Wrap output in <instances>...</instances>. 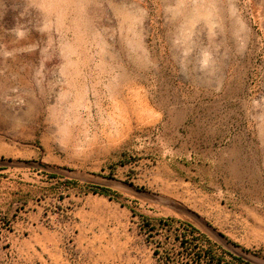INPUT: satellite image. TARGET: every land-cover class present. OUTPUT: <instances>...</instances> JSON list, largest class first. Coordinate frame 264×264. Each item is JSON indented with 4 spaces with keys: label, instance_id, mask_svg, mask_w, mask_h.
Wrapping results in <instances>:
<instances>
[{
    "label": "rangeland",
    "instance_id": "374dc122",
    "mask_svg": "<svg viewBox=\"0 0 264 264\" xmlns=\"http://www.w3.org/2000/svg\"><path fill=\"white\" fill-rule=\"evenodd\" d=\"M0 169V264L17 219L109 200L66 181L264 264V0H0ZM181 232L160 259L198 264Z\"/></svg>",
    "mask_w": 264,
    "mask_h": 264
},
{
    "label": "crops",
    "instance_id": "0c3cea01",
    "mask_svg": "<svg viewBox=\"0 0 264 264\" xmlns=\"http://www.w3.org/2000/svg\"><path fill=\"white\" fill-rule=\"evenodd\" d=\"M80 205L63 224L53 218L49 222L47 218L17 219L13 230L3 236L6 251L20 256V264L164 263L160 254L155 255L161 248L152 242L162 241L161 227L156 226L149 238L142 221L116 202Z\"/></svg>",
    "mask_w": 264,
    "mask_h": 264
},
{
    "label": "trees",
    "instance_id": "16d2710c",
    "mask_svg": "<svg viewBox=\"0 0 264 264\" xmlns=\"http://www.w3.org/2000/svg\"><path fill=\"white\" fill-rule=\"evenodd\" d=\"M1 170V169H0ZM52 178H57L55 176H51ZM70 188L82 187L87 192L92 193L94 195H100L108 198L110 201H114L119 203L122 207H127L126 204L122 201V196L102 186L96 185H80L78 182L75 181H66ZM133 214L135 212L132 208H129ZM143 227L146 229L147 234L150 233L151 235L153 232L156 231V226L159 227H168L172 228L177 224L181 225L182 232L180 233L181 238V247L184 251L187 252V256H190L194 262L198 264H230V262L225 261L226 256H230L235 262L239 264H247L241 261L238 258L232 257L227 252L223 251L222 248L211 242L205 235H202L194 226H192L187 221H179L174 218H167V219H146L143 217ZM179 229V228H178ZM177 239L179 236H176ZM176 239V240H177ZM159 253L158 251L155 252L157 256ZM161 260L165 264H169L170 260L167 256H162Z\"/></svg>",
    "mask_w": 264,
    "mask_h": 264
},
{
    "label": "built area",
    "instance_id": "2783aa9c",
    "mask_svg": "<svg viewBox=\"0 0 264 264\" xmlns=\"http://www.w3.org/2000/svg\"><path fill=\"white\" fill-rule=\"evenodd\" d=\"M166 232H167V227L163 226V227L160 228V231H159L160 235L163 236ZM162 264H165V263H162Z\"/></svg>",
    "mask_w": 264,
    "mask_h": 264
},
{
    "label": "water",
    "instance_id": "95a60500",
    "mask_svg": "<svg viewBox=\"0 0 264 264\" xmlns=\"http://www.w3.org/2000/svg\"><path fill=\"white\" fill-rule=\"evenodd\" d=\"M95 185H96V186H104L103 184H97V183H95ZM240 257H242L243 259L246 260V258H245L244 256H240ZM248 262H249V260H248Z\"/></svg>",
    "mask_w": 264,
    "mask_h": 264
}]
</instances>
